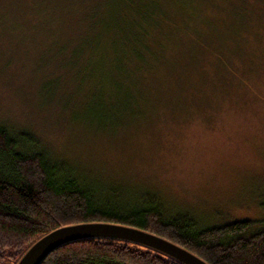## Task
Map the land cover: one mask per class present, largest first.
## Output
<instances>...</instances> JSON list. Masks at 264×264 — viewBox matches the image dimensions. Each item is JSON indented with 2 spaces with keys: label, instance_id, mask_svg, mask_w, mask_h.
I'll list each match as a JSON object with an SVG mask.
<instances>
[{
  "label": "rangeland",
  "instance_id": "1",
  "mask_svg": "<svg viewBox=\"0 0 264 264\" xmlns=\"http://www.w3.org/2000/svg\"><path fill=\"white\" fill-rule=\"evenodd\" d=\"M166 1L184 34L149 71V103H123L106 93L112 57L72 64L63 0H0V124L105 196L156 198L206 228L264 219V0Z\"/></svg>",
  "mask_w": 264,
  "mask_h": 264
},
{
  "label": "trees",
  "instance_id": "2",
  "mask_svg": "<svg viewBox=\"0 0 264 264\" xmlns=\"http://www.w3.org/2000/svg\"><path fill=\"white\" fill-rule=\"evenodd\" d=\"M175 10L166 0H63L59 12L68 14L78 30L72 64L77 66L84 53L112 57L117 79L106 87L107 95L111 87L123 103H149L141 87L149 71L161 70L163 55L186 29ZM121 60L129 67L120 66ZM44 83L46 88L52 82ZM92 186L73 166L54 158L31 132L0 124V264H15L57 228L88 222L145 230L207 264H264V219L206 228L187 216L167 217L156 198L136 203L113 187L105 196ZM41 264L180 263L131 243L84 240L62 246Z\"/></svg>",
  "mask_w": 264,
  "mask_h": 264
},
{
  "label": "water",
  "instance_id": "3",
  "mask_svg": "<svg viewBox=\"0 0 264 264\" xmlns=\"http://www.w3.org/2000/svg\"><path fill=\"white\" fill-rule=\"evenodd\" d=\"M84 240L121 241L150 249L180 264H207L190 251L153 233L108 222L79 223L57 228L31 245L15 264H41L62 246Z\"/></svg>",
  "mask_w": 264,
  "mask_h": 264
}]
</instances>
